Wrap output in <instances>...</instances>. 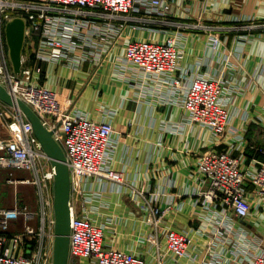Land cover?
Returning a JSON list of instances; mask_svg holds the SVG:
<instances>
[{
  "label": "built area",
  "instance_id": "built-area-1",
  "mask_svg": "<svg viewBox=\"0 0 264 264\" xmlns=\"http://www.w3.org/2000/svg\"><path fill=\"white\" fill-rule=\"evenodd\" d=\"M173 1L0 0V84L28 103L54 131L70 166L68 264H151L137 251L106 242L105 231L111 219L98 222L92 215L99 213L94 204L97 192L89 187L92 177L110 179L123 193L144 199L141 207L152 227L147 239L156 252L155 264H264V239L251 234L248 228L252 211L264 209V159L255 158L253 165L243 164L245 150L254 147L231 125L230 99L240 89L235 78L242 71L229 53L222 59L227 75L182 70V30L205 24L172 20ZM18 15L27 20L25 46L29 48L23 54L20 74L13 69L5 31L7 21ZM229 20L233 22L223 26L222 31L253 32L264 28V22L253 17ZM136 21L174 24L176 30L163 40H129L123 65L133 69L148 88L160 91L167 87L166 100L182 105L190 125L208 127L216 143L228 145L224 149L210 147L199 157L201 187L196 204L203 212L196 215L194 229L163 225L170 207L154 204V196L134 188L123 171L112 167L116 129L108 116L113 111L106 110L102 119L91 118L74 107L71 98L62 96L43 80L48 63L76 70L89 63L96 69L120 41L124 27ZM252 36L240 35L239 47L243 48L242 43ZM211 39L215 50L226 40L220 33L212 34ZM212 112L217 116L213 117ZM0 125L5 129L0 131V179L2 171H6L7 181L16 189L13 206L4 207L0 202V264H54L55 167L23 111L0 100ZM17 170L28 175L20 177ZM22 183L34 187V206L18 199ZM20 220L22 227L14 229L12 225Z\"/></svg>",
  "mask_w": 264,
  "mask_h": 264
},
{
  "label": "crops",
  "instance_id": "crops-1",
  "mask_svg": "<svg viewBox=\"0 0 264 264\" xmlns=\"http://www.w3.org/2000/svg\"><path fill=\"white\" fill-rule=\"evenodd\" d=\"M172 11V20L205 24V27L190 26L182 30V70L227 75L222 59L228 53L238 64L242 72L235 80L241 86L230 99L231 125L246 135L254 147L245 150L243 164L253 165L255 158L264 159V152L258 149L264 150V28L253 32L221 30L233 22L230 17H253L257 22H264V0H174ZM206 25L213 28L208 29ZM175 30L174 24L129 22L120 41L99 67L92 69L86 63L81 70H76L64 64L48 63L43 80L62 96L71 98L74 107L91 118L102 119L106 110L113 111L108 116L116 129L112 167L123 171L134 188L154 196V204L170 207L163 225L194 229L196 215L203 212L196 204V193L201 187L197 173L199 157L210 147L224 149L228 145L216 143L208 127L199 123L190 125L182 105L166 100L167 87L160 91L148 88L122 60L129 40L139 37L163 40ZM214 33L226 39L217 50L211 46ZM242 34L253 35L250 41L242 43L243 48L238 43ZM28 52L25 46L24 53ZM0 131H5L1 125ZM16 174L23 177L28 172L17 170ZM2 178L7 180L6 171L1 173L0 185ZM25 185L32 188H29L31 202H24L19 186L18 199L22 204H36L34 187ZM89 187L97 192L94 204L99 213L92 214L94 219L98 222L111 219L105 231L106 242L137 251L155 264L156 252L147 239L152 227L146 221L147 212L141 207L144 199L123 193L112 180L101 177H92ZM13 203L12 199L10 204L1 203V206L11 207ZM248 225L251 234L264 239L263 208L252 211Z\"/></svg>",
  "mask_w": 264,
  "mask_h": 264
},
{
  "label": "water",
  "instance_id": "water-1",
  "mask_svg": "<svg viewBox=\"0 0 264 264\" xmlns=\"http://www.w3.org/2000/svg\"><path fill=\"white\" fill-rule=\"evenodd\" d=\"M26 29L27 20L19 15L8 20L5 27L13 69L18 74L21 73L23 66ZM0 100L23 111L25 116L32 122L36 135L55 167V240L53 258L54 264H68L72 220L70 207L71 175L64 148L54 137V131L43 123L36 111L21 98L14 97L2 84H0Z\"/></svg>",
  "mask_w": 264,
  "mask_h": 264
},
{
  "label": "rangeland",
  "instance_id": "rangeland-1",
  "mask_svg": "<svg viewBox=\"0 0 264 264\" xmlns=\"http://www.w3.org/2000/svg\"><path fill=\"white\" fill-rule=\"evenodd\" d=\"M18 173H20V174L22 173L23 174V172H21V171H18ZM29 188H31V187L28 186V185H25V184L19 185V190H20L19 192H20V195L23 196L24 202H29L30 203L32 196H31V191L29 190ZM15 192H16L15 186L10 184V183H8L6 178L5 179L2 178L1 185H0V193H1V203H2V205L3 204H5V205L6 204H10L12 199L14 201V198L16 197ZM25 200H27V201H25ZM29 203H27V204H29ZM29 205L34 206L35 204L34 205L29 204ZM22 222L21 221L20 222H16V223H14L12 225V227L14 229H19L23 225Z\"/></svg>",
  "mask_w": 264,
  "mask_h": 264
},
{
  "label": "bare ground",
  "instance_id": "bare-ground-1",
  "mask_svg": "<svg viewBox=\"0 0 264 264\" xmlns=\"http://www.w3.org/2000/svg\"><path fill=\"white\" fill-rule=\"evenodd\" d=\"M212 116L215 117V116H217V115H216L214 112H212Z\"/></svg>",
  "mask_w": 264,
  "mask_h": 264
}]
</instances>
